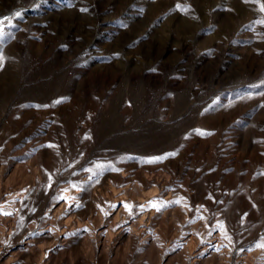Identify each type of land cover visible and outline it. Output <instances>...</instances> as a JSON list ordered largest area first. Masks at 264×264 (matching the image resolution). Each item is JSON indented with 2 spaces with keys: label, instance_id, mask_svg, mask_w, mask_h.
I'll use <instances>...</instances> for the list:
<instances>
[{
  "label": "rangeland",
  "instance_id": "1",
  "mask_svg": "<svg viewBox=\"0 0 264 264\" xmlns=\"http://www.w3.org/2000/svg\"><path fill=\"white\" fill-rule=\"evenodd\" d=\"M261 4L0 0V264H264Z\"/></svg>",
  "mask_w": 264,
  "mask_h": 264
},
{
  "label": "bare ground",
  "instance_id": "2",
  "mask_svg": "<svg viewBox=\"0 0 264 264\" xmlns=\"http://www.w3.org/2000/svg\"><path fill=\"white\" fill-rule=\"evenodd\" d=\"M36 171H37V169H36ZM23 195H24V191L23 190L16 191V194L12 198H8V202H6V203L3 202L2 203L4 206H6L8 208H11V211H13L12 215L6 214L5 212H2L0 214V219H6V220L9 219L10 220L11 227H13L14 224H15V217H16L15 213L17 211V208L15 206L17 205V201L20 198H22ZM6 204L9 205L10 207L7 206ZM4 225L0 222V241L1 242L3 241V238L5 236H9V234H10V232L6 231V229H5L6 226H4Z\"/></svg>",
  "mask_w": 264,
  "mask_h": 264
},
{
  "label": "snow or ice",
  "instance_id": "3",
  "mask_svg": "<svg viewBox=\"0 0 264 264\" xmlns=\"http://www.w3.org/2000/svg\"><path fill=\"white\" fill-rule=\"evenodd\" d=\"M178 7H179V5H178ZM261 10L262 11H264V4H261ZM16 15L17 16H19L20 14L19 13H16ZM7 19V18H6ZM3 23V21L2 20H0V24H2ZM2 32H3V29L2 28H0V34H2ZM3 63V57L2 56H0V64H2ZM171 155H174V153L173 154H171ZM126 207H128L129 208V210H131V206H128V205H126ZM258 247H264V243H262V244H260V245H258Z\"/></svg>",
  "mask_w": 264,
  "mask_h": 264
}]
</instances>
